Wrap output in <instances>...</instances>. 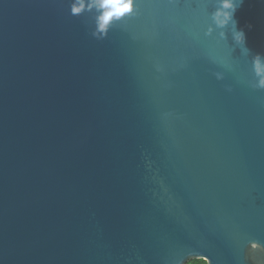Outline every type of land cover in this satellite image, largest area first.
Segmentation results:
<instances>
[{"label":"water","instance_id":"water-1","mask_svg":"<svg viewBox=\"0 0 264 264\" xmlns=\"http://www.w3.org/2000/svg\"><path fill=\"white\" fill-rule=\"evenodd\" d=\"M110 10L0 0V264H264V0Z\"/></svg>","mask_w":264,"mask_h":264},{"label":"clouds","instance_id":"clouds-1","mask_svg":"<svg viewBox=\"0 0 264 264\" xmlns=\"http://www.w3.org/2000/svg\"><path fill=\"white\" fill-rule=\"evenodd\" d=\"M103 6L105 8L111 9L110 11H107L104 13L103 16V25L108 24L109 20L113 17L120 18L126 13H131L133 11V0H103ZM223 7L225 9L231 8V5L228 3H224ZM235 9H232V18L234 20V13ZM71 13L74 15L76 14V10L74 8H71ZM215 16L216 13H213ZM102 25V26H103ZM223 25H221L222 27ZM251 27V26H249ZM211 29L209 30L210 34ZM92 35L97 38L96 32L93 31ZM241 40L239 42L246 43V36L243 33V31H240ZM219 37L221 40H226L228 38V34L225 32H220ZM98 39V38H97ZM248 51H251L250 49ZM264 53L256 52L252 54L251 57V63L252 68H254V74H255V83L253 87L258 89H264V70H262V65H264ZM216 78L222 79L223 77L220 74L216 75ZM255 248V245H253V249Z\"/></svg>","mask_w":264,"mask_h":264},{"label":"trees","instance_id":"trees-1","mask_svg":"<svg viewBox=\"0 0 264 264\" xmlns=\"http://www.w3.org/2000/svg\"><path fill=\"white\" fill-rule=\"evenodd\" d=\"M186 264H206L205 261L200 259L190 260Z\"/></svg>","mask_w":264,"mask_h":264}]
</instances>
